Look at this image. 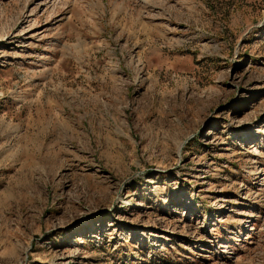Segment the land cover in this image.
<instances>
[{
    "label": "rangeland",
    "instance_id": "obj_1",
    "mask_svg": "<svg viewBox=\"0 0 264 264\" xmlns=\"http://www.w3.org/2000/svg\"><path fill=\"white\" fill-rule=\"evenodd\" d=\"M0 264H264V0H0Z\"/></svg>",
    "mask_w": 264,
    "mask_h": 264
}]
</instances>
